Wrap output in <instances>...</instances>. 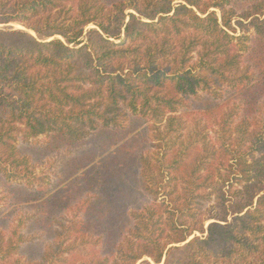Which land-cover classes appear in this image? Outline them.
<instances>
[{
  "label": "trees",
  "instance_id": "trees-1",
  "mask_svg": "<svg viewBox=\"0 0 264 264\" xmlns=\"http://www.w3.org/2000/svg\"><path fill=\"white\" fill-rule=\"evenodd\" d=\"M0 264H264V0H0Z\"/></svg>",
  "mask_w": 264,
  "mask_h": 264
},
{
  "label": "rangeland",
  "instance_id": "rangeland-1",
  "mask_svg": "<svg viewBox=\"0 0 264 264\" xmlns=\"http://www.w3.org/2000/svg\"><path fill=\"white\" fill-rule=\"evenodd\" d=\"M5 27H13L14 29H23V27H21L20 25H17V24H10V25L5 26ZM91 28H92V26H89L88 28H86V30L91 29ZM39 139H40V138H39ZM41 172H42L43 174L46 173V172L48 173V168L45 167V166H43V167H40V168H38V169L36 170V173L42 176ZM15 219H16V218H15Z\"/></svg>",
  "mask_w": 264,
  "mask_h": 264
}]
</instances>
